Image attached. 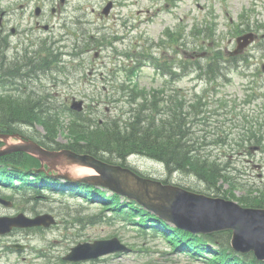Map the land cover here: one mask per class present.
Wrapping results in <instances>:
<instances>
[{"label":"rangeland","instance_id":"374dc122","mask_svg":"<svg viewBox=\"0 0 264 264\" xmlns=\"http://www.w3.org/2000/svg\"><path fill=\"white\" fill-rule=\"evenodd\" d=\"M19 1L0 0L2 9L11 5L16 22L22 20L20 34L11 38L10 54L18 50V44L37 47L35 43L32 46L36 35L30 30L31 23L26 22L27 14L24 20L21 18L25 11ZM115 1L116 9L110 19L100 15L108 0H67L62 13H55L54 17L48 11L55 29L50 34L43 30L37 32L43 34V39L51 35L58 40L57 61L50 67L27 71V77L21 82L17 74L15 81L9 80L3 86L7 85L8 89L10 86L13 91L19 88L17 91L22 97L30 96L31 100L36 97L33 94H47L51 112L57 116V140L63 143L74 138L69 130L77 118L76 111L70 108L74 100L84 101L81 117L92 119L93 127L114 121L125 127L130 118L138 114L167 119L172 100L179 98L180 93L184 99L180 109H199V103L205 100L204 111L199 118L196 113L195 121L188 126L194 135H206L207 152L211 158L225 163L228 173L235 176L236 185L227 182L221 187L223 192L217 194L208 190L207 183L195 175L180 171L170 173L165 165L143 155L129 156L128 165L144 175L209 194L223 195L224 190H228L225 197L236 201L243 197H264V0ZM205 21L211 33L206 39L203 38L206 35H198L197 30H203ZM249 24L259 35H254L256 41L251 38L240 52L243 60L237 66L226 65L220 77L214 80L207 75L200 77L196 71L208 72L204 66L216 64L214 72L219 66L225 67V57L234 50L236 36ZM54 38L47 42H53ZM87 38L90 41L87 42ZM202 42L204 44L200 45ZM202 53H206L205 56ZM179 60L185 62V68L179 69ZM165 64L169 70L186 71L175 80V90L163 85L166 79L156 74L167 71L162 69ZM204 92H207L206 97ZM192 102L196 105L190 106ZM40 123L34 125L37 137L46 133ZM79 125L83 126L80 122ZM69 170L79 176L96 173L89 167ZM47 187L43 188L46 192H55ZM2 191L13 205L0 203V216L21 212L30 217L42 215L49 224L39 225L41 229H16L0 237V264H207L190 257V253L174 249V244L173 248L152 228L144 233L142 229H150H135L136 225L129 223H132L130 220L153 223L145 213L123 217L110 207L104 209L105 201L86 202L80 195H62L59 191L53 195L43 193L41 195L46 197L41 200L25 198L21 193L16 194V190ZM105 192V195L100 194L106 200L112 190ZM52 216L55 221L50 220ZM92 216L95 222L91 221ZM114 236L131 251L89 262H68L63 258L79 243ZM18 243L27 247L22 250L12 247Z\"/></svg>","mask_w":264,"mask_h":264},{"label":"trees","instance_id":"16d2710c","mask_svg":"<svg viewBox=\"0 0 264 264\" xmlns=\"http://www.w3.org/2000/svg\"><path fill=\"white\" fill-rule=\"evenodd\" d=\"M53 53L54 50L48 47L41 51L26 50L22 56L14 55V58H9L3 51V46L0 47V133L19 134L24 138L35 139L49 149L69 148L72 151L88 153L109 163L123 166H129L127 160L132 154L153 157L165 165L169 172H189L195 175L207 183L208 190L215 191L217 194L223 192L221 187L227 182L236 185L233 180L235 176L228 173L229 169L225 163L210 157L206 150L208 143L206 135L201 136L202 138L194 135V139L189 135L191 132L189 126L192 121L181 117V112L176 106L172 108L173 111L167 119L163 116L156 118L138 114L130 118L125 127L118 125L116 121L112 124L93 127L92 119H84L80 113H77V118L70 124L71 129L69 128L74 138L68 143L58 142L55 124L57 116L51 112L52 106L48 104L47 94L37 96L32 93L38 98L31 100L30 96L22 97V93L17 91L20 90L19 88L13 91L10 86L9 89L7 85L3 86L9 80L15 81L17 74L21 82L27 77V71L35 72L50 67L58 57V51L55 50V58ZM208 69L213 70L214 64H211ZM219 70L221 71V67ZM21 85L24 86V83ZM200 110L199 106L197 112ZM79 122L83 126L79 125ZM36 123L42 124L46 130V133L40 134V137H37L34 128ZM2 143L0 140V146ZM0 163L29 169L41 165L39 159L22 151L1 155ZM8 165L0 166V183L14 187L17 186L15 181H20L21 184L17 189L31 193L32 200L41 198L42 189L46 186L51 187L50 189H58L64 194L80 195L86 202L102 200L107 202L102 203L104 209L110 207L112 211H116L123 217L145 213L146 216L151 217L149 220L153 223L148 224L144 221V225L152 226L155 231H162L172 243L183 244L184 247L198 252L195 254L206 250L213 251L217 264H264V261L256 258L254 252L240 254L231 250V230L209 234L191 233L171 226L145 210L135 200H129L116 192L112 191V195L109 194L110 196L105 200L101 194L105 195V191L110 189L103 186L86 182L76 184L61 182L44 171L36 172L37 176L31 179L29 172L21 173L10 169ZM47 177H50L49 181L41 182L48 179ZM39 182L42 183L41 186ZM164 182L169 181L165 179ZM187 188L206 193L203 190ZM225 193H228V190L227 192L224 190L223 196ZM239 201L245 206L264 207V197L260 196L243 197ZM113 205L115 207H112ZM90 219L92 222L96 221L93 216Z\"/></svg>","mask_w":264,"mask_h":264},{"label":"water","instance_id":"95a60500","mask_svg":"<svg viewBox=\"0 0 264 264\" xmlns=\"http://www.w3.org/2000/svg\"><path fill=\"white\" fill-rule=\"evenodd\" d=\"M243 38L246 42H240V48L249 43L251 34L244 35ZM82 104V100L76 101L73 107L81 110ZM12 137L20 138L19 135L0 134V138H4L6 143L0 148V155L16 150L31 153L58 170L55 176L105 185L136 200L180 228L202 233L231 229L232 244L236 250H253L259 259H264V207H245L235 200L210 196L175 184H165L159 179L141 175L129 167L108 163L91 154H79L68 149L49 150L34 140L20 139L19 142H11ZM75 167H89L97 173L74 175L69 169ZM40 170H45V167L42 166ZM0 200L5 202L1 198ZM44 217L46 218L39 215L31 218L24 213L13 217L0 216V234L9 232L14 226L48 225L49 222L44 221ZM50 220L54 221V218L51 217ZM124 249H127L126 246L118 238L97 240L79 243L65 258H96Z\"/></svg>","mask_w":264,"mask_h":264},{"label":"flooded vegetation","instance_id":"af4514ba","mask_svg":"<svg viewBox=\"0 0 264 264\" xmlns=\"http://www.w3.org/2000/svg\"><path fill=\"white\" fill-rule=\"evenodd\" d=\"M67 0H52L49 3L47 0H21L20 8L25 11L27 14V23L29 24L30 30L36 35V38L39 40L43 39V34L38 33V30L48 31L55 29V23H51V15L55 17V13H62V6L66 3ZM7 11H2L0 15V36L9 37L11 39L10 32L20 33L22 29V23L18 20L16 23L12 19V10L9 8L8 15ZM16 24V26H14ZM10 30V32H9ZM50 38V37H49ZM6 40V39H5ZM10 41V40H8Z\"/></svg>","mask_w":264,"mask_h":264},{"label":"bare ground","instance_id":"6f19581e","mask_svg":"<svg viewBox=\"0 0 264 264\" xmlns=\"http://www.w3.org/2000/svg\"><path fill=\"white\" fill-rule=\"evenodd\" d=\"M189 135L190 136H192L193 137V139H194V134L192 133V131L191 132H189ZM196 137V136H195ZM192 139V140H193ZM0 140L4 143L5 141H4V138H0ZM11 141V140H10ZM137 155H140V154H137ZM142 155V154H141ZM143 156H145V155H143ZM148 157V156H147ZM171 173V172H170ZM171 184H177V183H172V182H170ZM140 206H142V205H140ZM145 210H147L148 211V209L146 208V207H144V206H142Z\"/></svg>","mask_w":264,"mask_h":264}]
</instances>
